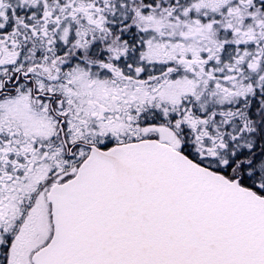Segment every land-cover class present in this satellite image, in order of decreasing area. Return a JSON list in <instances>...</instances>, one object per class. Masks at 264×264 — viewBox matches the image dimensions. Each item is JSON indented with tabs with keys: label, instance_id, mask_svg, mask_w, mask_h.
Returning a JSON list of instances; mask_svg holds the SVG:
<instances>
[{
	"label": "flooded vegetation",
	"instance_id": "obj_1",
	"mask_svg": "<svg viewBox=\"0 0 264 264\" xmlns=\"http://www.w3.org/2000/svg\"><path fill=\"white\" fill-rule=\"evenodd\" d=\"M148 140L264 197V0H0V264L94 147Z\"/></svg>",
	"mask_w": 264,
	"mask_h": 264
},
{
	"label": "water",
	"instance_id": "obj_2",
	"mask_svg": "<svg viewBox=\"0 0 264 264\" xmlns=\"http://www.w3.org/2000/svg\"><path fill=\"white\" fill-rule=\"evenodd\" d=\"M34 264H264V197L157 141L94 147Z\"/></svg>",
	"mask_w": 264,
	"mask_h": 264
}]
</instances>
